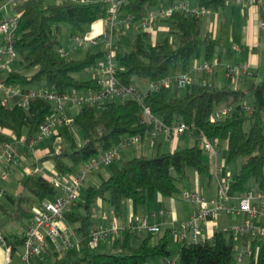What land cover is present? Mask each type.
Segmentation results:
<instances>
[{
    "label": "trees",
    "instance_id": "16d2710c",
    "mask_svg": "<svg viewBox=\"0 0 264 264\" xmlns=\"http://www.w3.org/2000/svg\"><path fill=\"white\" fill-rule=\"evenodd\" d=\"M83 0H23L16 3L15 13L20 17L15 50L25 73L10 69L5 74L9 87H34L43 82L42 88L59 93L98 91L100 87L92 78L79 79L76 74L92 70L97 60L104 55L101 39L96 45L98 53L83 59L69 58L57 52L61 49L58 40L62 24H69L79 31L85 25L102 22L106 17V4L101 0L83 3ZM160 0H127L122 11L137 18L146 16ZM8 2V0H0ZM203 3L217 9L225 6L222 0H205ZM163 21H170L175 31L173 39L164 38L147 46L142 35L130 39L125 31H118L117 65L118 77L128 84L158 82L173 74L188 71L191 63L201 57L202 43L206 60L213 57L214 43L210 38L201 41V19L176 14ZM162 21V22H163ZM149 33H145L148 35ZM1 44V37H0ZM144 93V92H143ZM250 96L254 112L242 111L244 100ZM142 104L161 118L168 126L185 122L195 135L204 133L210 140L226 141L228 161L242 160L240 170L232 176L229 194L233 197L248 192L247 185L254 181L264 190V79L248 91L221 89L213 84L193 83L184 97H172L170 89L147 90ZM235 106V111L226 118L211 122L214 110ZM53 112V105L43 99L30 100L28 109L17 104L3 106L0 96V142L35 138L41 126ZM251 120L250 129L245 122ZM77 132L83 134L79 142L74 133L65 127L59 136L68 143L56 146L58 136H51V156L41 161H52L56 172L70 174L79 171L93 157L118 146L125 137L149 133L153 126L141 117V103L135 97L113 98L101 103L88 104L80 108L74 118ZM23 157L31 158L27 146L21 147ZM36 166V165H35ZM110 168V176L100 186L86 189L85 213L69 211L65 219L77 225L79 249L63 255L51 252L53 264H151L152 261L172 258L169 236H164L157 245L150 239H142L137 246L130 243L131 233L118 238L111 252L91 247V236L95 229L89 220L97 201L107 198L117 217L124 212V205L131 201L142 206L155 199L156 195L174 197L180 192L178 181L194 169L211 183L213 172L205 163L203 151L198 144L180 151L157 154L153 157L139 156L128 160H116ZM22 192L16 196L15 207L4 212L12 222H29L35 215V206L51 200L58 191L47 178L38 174L27 175L22 183ZM78 204V203H77ZM13 247V255L22 247V236H6ZM235 241L222 231L202 243H184L175 264H232ZM252 264H264V248Z\"/></svg>",
    "mask_w": 264,
    "mask_h": 264
},
{
    "label": "built area",
    "instance_id": "2783aa9c",
    "mask_svg": "<svg viewBox=\"0 0 264 264\" xmlns=\"http://www.w3.org/2000/svg\"><path fill=\"white\" fill-rule=\"evenodd\" d=\"M23 0H8L18 3ZM106 4V17L103 20L104 30L96 39L73 36L72 39L81 45L89 43L96 45L101 39L104 41L105 49L102 63L96 65L92 71L91 78L100 87L98 91L59 93L57 91L42 87H20V105L28 109L30 100L33 98L43 99L53 105V112L47 121L41 126L35 138L0 142V177L5 180L11 172L18 169L23 154L21 147L27 146L31 155L36 154V147L42 140L51 136H59L61 130L68 127L71 132L75 131L74 119L67 116L65 108L74 105L81 108L84 105L104 102L108 99L129 97L137 98L141 103V117L144 122L153 126L152 130L144 137H125L123 141L111 150L91 158L83 168L75 173L60 174L54 172L45 176L54 185L58 193L51 200L43 201L35 211L34 217L25 226L22 235V252L18 256L20 264H44L51 252L60 256L70 251L79 249L80 239L78 233L67 225L65 214L72 210L80 200L86 184L95 177L97 172L107 166H111L119 159L121 152L128 147H135L140 142L149 138L155 139L159 135H165L167 140L174 137L192 134L197 138L198 147L203 153L212 154L215 158L213 178L217 186V195L208 200L198 192H185L188 201L197 204L191 218L183 225L184 234L180 235L182 240L190 237L191 243H202L208 240L204 233L202 223L216 220L221 214H235L243 217L244 222L231 229L222 232L240 242L241 249L235 245V255L232 264H243L247 258L253 257L257 247L261 244L264 248V190L257 192L248 191L243 195L235 197L229 194L231 181L225 165L219 163V141L210 140L204 133L195 135L185 122L168 126L161 118L155 116L151 110L142 104L144 94L135 84H128L118 77L117 45L114 41L118 31L135 28L145 33H151L159 22L171 18L176 14L188 15L196 19L209 18L213 14V7L203 3L205 0H168L167 5L155 12L149 10L146 16L137 18L133 14L122 11L127 0H101ZM224 5L234 4L237 6L246 3L257 5L262 12L260 27L264 31V0H222ZM83 3H92V0H83ZM20 23L19 15L4 17L0 19V91L3 93L2 105L8 106L9 99L15 95V87L5 84V74L11 69V65L17 60L15 50L17 30ZM59 53L67 56L68 53L59 49ZM219 68L225 70L226 77L231 80L238 79L240 75L249 74L248 65L224 64L216 61H205L191 67L184 73L173 74L158 82L149 83V91H157L161 88L171 89L172 87L188 88L195 79L212 78ZM235 111V106L221 107L213 111L210 116L211 122H217L229 116ZM242 111L247 115L254 112L253 106L243 104ZM52 153L49 150L47 157ZM36 168L32 174H38ZM5 190H0V200ZM236 200L237 204L233 201ZM256 221H259L258 223ZM149 230L158 233L160 228L151 226L148 221H139L136 224H117L101 226L95 229L91 236V247L100 249L107 241H115L122 235L133 233L140 236L143 231ZM0 246L5 250L3 264H14L13 247L9 244L6 236L0 233ZM162 264H175L171 259L164 260Z\"/></svg>",
    "mask_w": 264,
    "mask_h": 264
},
{
    "label": "crops",
    "instance_id": "0c3cea01",
    "mask_svg": "<svg viewBox=\"0 0 264 264\" xmlns=\"http://www.w3.org/2000/svg\"><path fill=\"white\" fill-rule=\"evenodd\" d=\"M239 8H241V10H242V19H243L244 24L246 26L244 29L246 37H248L250 39V41H252L253 43L255 40V44H256L257 39L259 37L260 30H261V34H264V31L260 27L261 15H262L261 9L257 5H254L253 3H246V4L240 5V6L230 4V5L221 6L217 9L213 8V14L209 18L201 19V28H202V20L208 21V24H209L208 29L210 31L214 25H217V23H219V20H221V18H223V20H221L222 28L226 27V24L228 23V20H229L228 15H234L236 12V9H239ZM215 12L217 14L214 16ZM232 26H233L232 36L234 38V31H235L234 20H233ZM103 28L104 27L102 24V27L99 29H95V31L89 35V38H95L97 36H100L101 33L103 32ZM149 34H151V33H149ZM237 52H239V51H237ZM229 53L232 54V51L230 50ZM258 59H259V56H253V57H251L249 63H246V65H248V70H249V74L247 76L240 75L238 77V79L231 80V79H228L226 77L225 70L223 68H219L217 70V73L212 78L195 79L194 83H197V84H209V83H211L214 86L221 88V89H231L232 91H237V90L248 91L249 89H246L247 88L246 86L248 84V78L259 76L260 63H259ZM205 61L213 62V60H211V59L205 60ZM223 61L224 60L216 61V62L226 64ZM199 63L200 62L195 60L191 63V67H194L195 65H197ZM229 64H231V63H229ZM232 64H237V63H232ZM239 65H242V64H239ZM11 68L14 69V67L12 65H11ZM256 71L258 72L257 74H255ZM254 85H256V84H254ZM137 87H138V85H137ZM177 89H178V91H180L179 88H177ZM15 90L17 92H15V95H13V97H11L9 99V102H8L9 107H13V106L19 104V102L21 100V97L19 94V92L21 90L20 87L15 88ZM0 96L1 97L3 96V93L1 91H0ZM243 102L245 103V100ZM79 111H80V108L78 106H74V105H68L65 108V112H66L67 116L71 119H74L75 116L79 113ZM75 131L77 132L76 129H75ZM181 137H184V136H181ZM181 137H174L171 140H167L165 135L161 134L155 139L149 138L147 140L140 142L135 147H128L127 149L123 150L121 152L118 160H123V158H122L123 153L134 152V150H138L139 154L135 155V156H131V158H129V159L139 157L142 155L148 156V157H153L157 154L180 151L182 149H185L186 147L189 148L188 147L189 144H186V142H184L181 139ZM194 137H195V141H196L194 144V146H195V145H197V138H196V136H194ZM63 140H64L63 136H58L57 141H56L57 142L56 146L59 145L58 143H62ZM50 143H51L50 138L42 140L41 142H39L37 144L35 155H32V157L28 158V159L25 157L23 158V160L21 162L22 167L19 166L17 170L13 171L14 173L17 174V177L20 179V181H22V180L24 181L26 176L32 174L36 168H38V170H39L38 175H41L44 177L49 175V174L56 172L55 166H54L52 161H41L42 159L47 157L46 154L50 150V147H49ZM191 147H193V146H191ZM219 147H220V145H219ZM128 155H130V153H128ZM126 160H128V159H126ZM214 160H215V158H214ZM218 161H219V158H218ZM221 164H224L225 168H226V161L225 160H223V163H221ZM188 174H189V177H188L189 180L187 181L186 184L183 185V190H185V192L186 191L198 192L201 195H204L206 198L210 196L211 199H213L217 195V186H216V182H215L214 178H213L212 182L210 183L206 177L203 178L201 175H199V173L197 171H196V173H191V171L187 170V175ZM187 175H186V177H187ZM109 176H110L109 166L101 168L97 172L95 177L92 178L88 182V187L100 186L101 183L104 180L108 179ZM1 179L2 178L0 177V185L2 182ZM21 188H20V190H18V189L14 190V188L11 189L9 187H6V189H5V194L2 198H4V197L9 198L10 202L13 205V208L15 207L16 196L19 193H21L23 190V188H22V190H21ZM179 188L181 191L180 186H179ZM234 201H236V200H234ZM234 201H233V203L237 204V202L235 203ZM0 202H1V200H0ZM80 206L81 205L78 201V204L75 207H73L72 210L77 211L78 209H80ZM96 206H98V208H102L103 210L106 206L112 207L107 198L99 199L97 201ZM36 207H38V206L34 207L35 211L37 210ZM110 207H109V210H110ZM197 208H198L197 204L194 202L188 201L183 196V194L182 195L177 194L174 197H168V198L163 197V196L158 194V195H156V197L153 201L148 202L142 206H135L131 201H127L124 205V212H123V215L121 217H117L115 215L114 211L112 210L113 211L112 212L113 217L108 218V221L107 220L106 221L100 220L96 224V226H93V229H97L101 226H108V225L113 224V223H117V224L133 223V224H136L139 221L146 220L149 222V224L151 226L159 227L160 231L158 233H154V232H151L149 230H145L142 232V234L140 236L134 235L133 233H131L130 242H131L132 237L135 236V238L138 240V242H140V240H142V239L149 238L151 245H157L159 243V241L164 236L168 235L170 242H171V245H170L171 251H172L171 260L176 263L179 259L180 248L184 245V243H191L190 237H187L185 240H182L180 237V235L183 236V234H184L183 225L191 218V216L193 215V213L195 212V210ZM227 221H228L227 215L221 214L214 221H208V222L202 223V226L204 228V233L207 235L208 240L212 239L214 234L218 231H223L225 229H231L233 227L241 225V224H238L236 226H232ZM26 223H28V222H26ZM67 225L70 228H72L71 224L69 222H67ZM119 238H123V235ZM115 241L105 242L100 249L105 250L108 247L110 249V251H113ZM108 242H110V243L107 244ZM237 243L240 244V242H236L235 245H237ZM5 254H6L5 250L0 246V264L4 263ZM163 261L164 260L158 259V260L152 261L151 264H162ZM14 264H20L18 258H17V260H14Z\"/></svg>",
    "mask_w": 264,
    "mask_h": 264
},
{
    "label": "rangeland",
    "instance_id": "374dc122",
    "mask_svg": "<svg viewBox=\"0 0 264 264\" xmlns=\"http://www.w3.org/2000/svg\"><path fill=\"white\" fill-rule=\"evenodd\" d=\"M167 5L168 0H160L157 5L152 7V11H157L161 5ZM15 6L16 3L14 2H0V19L6 17H12L14 16L15 13ZM229 8V7H228ZM230 11V10H229ZM217 13L215 12L214 16ZM229 20L228 23L226 24V27L222 28L221 20H219V23L217 25H214L212 29L209 31L208 29V21L207 20H202V28H201V36L200 39L201 41H204L206 38H210L213 43H214V52H213V57H211V60L213 61H221L224 60L226 64L229 63H237V64H242L246 65V63H249L251 57L253 56H259V63H260V71H259V76L258 77H252L248 78V84L246 89H250L254 84L258 85L264 78V34H261V30L259 32V37L257 39V42L255 44L248 37H246L245 34V24L242 19V10L241 8L236 9V12L234 15H228ZM234 17V18H233ZM233 20H234V25H235V31H234V38L232 36V28H233ZM226 22V21H225ZM103 21L102 22H97L93 25H85L83 28V31H79L75 27L69 25V24H62V31L61 34L58 37V40L60 42V47L63 50V52L68 53L69 58H79L83 59L87 55H93L97 54L99 47L97 45H92L89 43H85L84 45H81L79 42H76L72 39L73 36H81V37H87V39H96L99 36L95 38H89V35L95 31V29H99L102 27ZM104 30V28H103ZM127 36L132 40L136 38L138 35H142L145 43L147 46L152 45L156 41H160L166 37L173 39V36L171 33L175 31L174 25L170 21H163L159 22L157 26L153 29L151 34L145 35V31H139L136 30L135 28L132 29H127L124 30ZM102 34V33H101ZM114 41L117 42V38H114ZM103 49H105V46H102ZM204 43H202V54L201 57L196 59L198 62L203 63L206 60L205 54H204ZM237 49V50H236ZM230 50L232 51V54H230ZM59 49L57 48V52ZM239 51V52H237ZM103 57L98 58L97 60V65L102 63ZM12 66L20 71H25V73L33 74L34 71H26L21 68V64L19 59L16 60ZM92 70H89L87 72L83 73H78L76 76L79 79L82 80H88L91 78L92 75ZM258 72L256 71L255 74ZM43 85V82H38L34 85V87H40ZM137 85L141 91L144 93L148 90L149 88V82H137ZM187 92V88H181L180 91L176 87H172L170 89V95L172 97H184ZM245 104L250 105L251 104V99L250 96H247L245 99ZM245 129L249 130L251 126V120L247 119L245 122ZM74 136L76 137L77 140L80 142H83L84 137L81 132H76L73 131ZM181 139L186 142V144H189L188 147L190 148L191 146H194L195 144V137L192 134H188L184 137H181ZM52 143V138L50 139ZM63 143H68L67 138L63 140ZM219 152H218V158H219V163H223V160L226 161V171L228 176L232 177L235 175L241 168L242 165V160L240 159H233L231 161H228V144L226 141H219ZM59 145L61 143H58ZM187 148V147H186ZM130 153V155H128ZM139 151L134 150V152H125L122 154L123 160L131 158V156L138 155ZM214 156L212 154L208 153H203V158L204 161L209 167L211 168V171H214V166H215V160L213 158ZM22 167V165L20 164ZM188 171H191V173H196V170L194 169H188ZM201 175L203 178L205 177L202 174ZM105 177V176H104ZM189 174L187 175L186 178L179 180L178 185L181 187L180 193L178 195H182L185 197V190H183V185L187 183L189 180ZM1 185H0V190L6 189V187H9L11 189L14 188L20 190L22 187L23 180L20 181V179L17 177V174L12 172L10 175L5 180L1 179ZM88 187V183L86 184L82 194L81 198L79 200L80 203V209L77 210V212L85 213V201H86V189ZM247 188L249 191L252 192H257L259 190L257 184L254 181H250L247 185ZM22 190V188H21ZM208 200H211V197H207ZM236 203V201H234ZM110 206H106L104 210L102 208H98V206H94L92 208V214L89 220L90 225L96 226V224L100 220H107L108 218L113 217V209ZM4 208L6 210H12L13 205L10 202L9 198L4 197L1 199L0 202V233H2L5 236H22L25 230V226L27 223H17V222H12L9 218V216L4 212ZM109 214V215H108ZM227 215L228 223L232 226H236L238 224H242L244 222L243 217H238L235 214H225ZM115 219V218H114ZM257 223L259 221H256ZM71 227L76 231L77 225L74 223L71 224ZM79 238V234H78ZM108 242L107 244H109ZM131 245L132 246H137L138 245V240L135 238V236L132 237L131 239ZM241 244L237 243L236 247L238 249H241ZM262 250L261 244L258 245L257 251L255 253V259H258L260 255V251ZM107 252H111L110 249L107 247L105 250ZM22 252V247H20L17 252L14 255V260H17L18 256ZM253 258L249 257L243 264H252ZM44 264H53V259L47 258Z\"/></svg>",
    "mask_w": 264,
    "mask_h": 264
}]
</instances>
